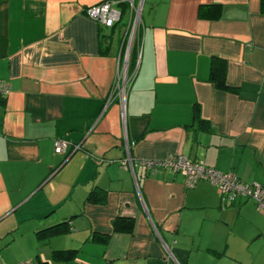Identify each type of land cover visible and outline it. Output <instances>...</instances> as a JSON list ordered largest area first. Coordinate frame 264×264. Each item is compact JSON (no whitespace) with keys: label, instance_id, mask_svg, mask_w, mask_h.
Returning a JSON list of instances; mask_svg holds the SVG:
<instances>
[{"label":"crops","instance_id":"1","mask_svg":"<svg viewBox=\"0 0 264 264\" xmlns=\"http://www.w3.org/2000/svg\"><path fill=\"white\" fill-rule=\"evenodd\" d=\"M101 1L0 0V264H264L252 200L121 163L183 154L264 184L261 0H143L132 44L126 18L85 14Z\"/></svg>","mask_w":264,"mask_h":264},{"label":"built area","instance_id":"2","mask_svg":"<svg viewBox=\"0 0 264 264\" xmlns=\"http://www.w3.org/2000/svg\"><path fill=\"white\" fill-rule=\"evenodd\" d=\"M143 0H103L97 4L88 6L85 14L92 20L102 24L106 28L112 27L124 13L127 16V27L129 31L128 43H131L141 22V8ZM133 74L128 73L127 58L124 60L122 69L114 83V90L122 98L125 96V90L128 83L132 80ZM10 85L0 80V96L9 92ZM78 146L72 145L69 141L63 139H54L53 150L56 154H67L71 148ZM129 149L128 145L126 146ZM123 166L133 167L136 164H142L148 170L166 169L172 172L181 173L185 178L187 187L193 186L198 181H206L215 186L221 196L224 204L233 203L240 198L252 200L256 208L264 210V184L258 182L241 181L231 171H220L214 167L206 165L203 161L192 160L183 154H169L162 159H144L134 160L127 153L121 161Z\"/></svg>","mask_w":264,"mask_h":264},{"label":"trees","instance_id":"3","mask_svg":"<svg viewBox=\"0 0 264 264\" xmlns=\"http://www.w3.org/2000/svg\"><path fill=\"white\" fill-rule=\"evenodd\" d=\"M201 8V7H200ZM200 8H199V13H200ZM261 10L262 12H264V0H261ZM134 47L132 45L130 52H129V56H131V54L133 53ZM129 67V66H128ZM128 73L131 74V71H129L128 68ZM209 80L212 81L214 83V85L216 86V88L223 90V91H234V89H232L231 87H229L226 82H225V75H224V71H223V66H216L215 65V60H212L211 63V68H210V75H209ZM118 222L119 220H115L114 221V230H118L119 226H118ZM126 223V226L124 228L125 231L130 232V230L132 229V221L131 220H126L124 221ZM47 230H49L48 232H54L55 228H48ZM45 232V230H44ZM48 232H45L46 235H48ZM45 233H43V231H39L37 232L38 237L41 239L42 237L45 236ZM53 257L59 260H68L70 258V253L68 252H64V251H54L53 252ZM38 264H45L42 262H39Z\"/></svg>","mask_w":264,"mask_h":264},{"label":"rangeland","instance_id":"4","mask_svg":"<svg viewBox=\"0 0 264 264\" xmlns=\"http://www.w3.org/2000/svg\"><path fill=\"white\" fill-rule=\"evenodd\" d=\"M127 16H128V15H127L126 13H124L123 18H122V21H125V20H126L125 18H127ZM135 36H136V33L134 34V36H133V40L131 41L130 44L134 43V38H135ZM130 44H129V47L131 46ZM127 54L129 55V52H128Z\"/></svg>","mask_w":264,"mask_h":264}]
</instances>
